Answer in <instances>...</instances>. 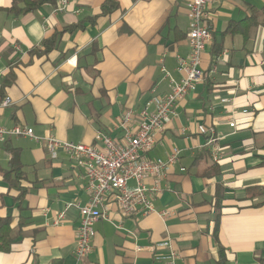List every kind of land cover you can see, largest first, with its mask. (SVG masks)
<instances>
[{
  "label": "crops",
  "instance_id": "0c3cea01",
  "mask_svg": "<svg viewBox=\"0 0 264 264\" xmlns=\"http://www.w3.org/2000/svg\"><path fill=\"white\" fill-rule=\"evenodd\" d=\"M112 1L117 9L106 16L105 0H78L63 12L45 4L15 17L4 12L11 0H0V90L13 75L0 93V102L12 103L0 107V127L94 145L97 133L119 137L116 119L139 113L153 89L159 96L169 92V78L181 77L177 57L189 51L185 2ZM263 13L264 0L209 3L212 39L201 56L203 80L155 134L147 156L164 159L180 150L160 182L154 212L123 217L110 204L93 226L92 251L79 262L73 250L77 207L87 201L82 171L64 153L50 159L42 142L0 143V217L20 228L10 251L0 252V264H163L155 256L170 251L177 254L173 264H216L218 247L226 264H264V197L254 194L264 187ZM46 40L54 41L50 51L32 53ZM199 125L213 129L217 140L198 134ZM10 149L24 173L21 199L3 178Z\"/></svg>",
  "mask_w": 264,
  "mask_h": 264
},
{
  "label": "built area",
  "instance_id": "2783aa9c",
  "mask_svg": "<svg viewBox=\"0 0 264 264\" xmlns=\"http://www.w3.org/2000/svg\"><path fill=\"white\" fill-rule=\"evenodd\" d=\"M78 0H56L55 12H63L67 5ZM188 21L185 36L189 51L184 57H177L178 81L168 80L169 92L164 96L151 91V97L139 113L128 110L116 119V129L120 136L97 133L94 145L58 140L52 136L39 138L31 128L16 125L12 128L0 127V143L9 138L26 137L34 142H42L47 156L54 160L59 152L66 154L74 167L82 171L85 181L84 190L87 201L78 206L79 223L75 234L74 259L79 262L92 251L94 237L93 226L106 218L109 205H115L123 217L145 216L153 213V202L161 193L160 182L168 167L174 165L180 150L172 148L164 158H148L155 144V134L160 133L166 124L176 118V108L186 96L194 91L203 80L200 68L201 56L211 42V32L206 24L208 5L214 0H183ZM18 51L19 47L14 46ZM215 68H213V71ZM11 100L5 97L0 107L10 106ZM229 127H234L233 123ZM197 133L212 137L209 143L217 139L213 129L197 126ZM219 149L212 146L210 156L218 162ZM183 171V169H181ZM150 181V183H146ZM133 182V185H129ZM161 218L168 211L159 212ZM62 215H58V220ZM177 254L170 251L166 256H155L163 264H173Z\"/></svg>",
  "mask_w": 264,
  "mask_h": 264
},
{
  "label": "trees",
  "instance_id": "16d2710c",
  "mask_svg": "<svg viewBox=\"0 0 264 264\" xmlns=\"http://www.w3.org/2000/svg\"><path fill=\"white\" fill-rule=\"evenodd\" d=\"M51 4L56 7V0H11V4L7 9H4V12L10 14L15 17H19L25 15L27 13H31L39 9L42 5ZM117 9V4L112 0H105V2L101 6V15L106 16L112 13ZM264 17V13H263ZM252 21V20H251ZM78 26H73L68 28V31H72ZM231 32H234L235 29H230ZM229 31V32H230ZM54 41L46 40L43 42L42 47L43 50L41 52L32 51V53L46 54L53 48ZM204 77V74H203ZM13 81V75L8 74L1 86L0 93H2L3 89L10 85ZM8 153L11 155V159L9 161V170L3 173V178L8 182L9 187L18 192V198H22L26 193V189L20 186V183L25 179L24 173L21 170V166L18 162V153L10 149ZM264 165V160L262 162ZM254 194L262 195L264 197V187L254 189ZM20 235V228L17 230L11 228V219L10 218H1L0 217V252L5 253L10 251L11 245L14 243V240ZM218 259L216 264H226V258L224 254V250L221 247H218Z\"/></svg>",
  "mask_w": 264,
  "mask_h": 264
}]
</instances>
